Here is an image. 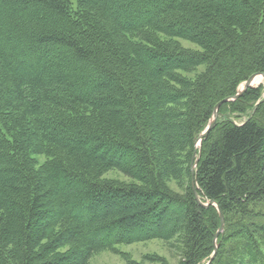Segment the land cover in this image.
I'll use <instances>...</instances> for the list:
<instances>
[{
    "label": "trees",
    "instance_id": "16d2710c",
    "mask_svg": "<svg viewBox=\"0 0 264 264\" xmlns=\"http://www.w3.org/2000/svg\"><path fill=\"white\" fill-rule=\"evenodd\" d=\"M262 73L264 0H0V264H207L194 155L211 264H264V85L197 147Z\"/></svg>",
    "mask_w": 264,
    "mask_h": 264
},
{
    "label": "rangeland",
    "instance_id": "374dc122",
    "mask_svg": "<svg viewBox=\"0 0 264 264\" xmlns=\"http://www.w3.org/2000/svg\"><path fill=\"white\" fill-rule=\"evenodd\" d=\"M185 45L189 46L187 43ZM261 84L264 85V79ZM236 121L240 122L241 119ZM112 176L119 178L115 174L109 175ZM177 261L179 256L173 248L162 241L154 240L147 243L120 245L116 248V252H101L92 258L91 264H176Z\"/></svg>",
    "mask_w": 264,
    "mask_h": 264
},
{
    "label": "water",
    "instance_id": "95a60500",
    "mask_svg": "<svg viewBox=\"0 0 264 264\" xmlns=\"http://www.w3.org/2000/svg\"><path fill=\"white\" fill-rule=\"evenodd\" d=\"M258 78L264 79V73L253 75L245 83H243L241 85V87L238 90V93L234 97L227 98V99H225L222 102H220V103L217 104V106L215 108V111H214L213 118L210 121V123L207 126V128L205 129V131L199 137V139L197 141V145L201 146L203 139L206 138L209 135V133L211 132V130L215 127V125L217 123V120L219 118V109H220L221 105L224 104V103L230 102V101H235L238 98H240L248 89L259 86V85H255L256 80ZM199 159H200V156L196 157V155H194L193 161H192V164H191L192 183H193L194 192L196 194V197H197L198 202L202 206H204V207L215 206L217 208V210L219 212V216H220V228H219L217 234L215 235V239H214V253H213L210 261L207 263V264H211L213 262L215 256H216V254H217V250H218L217 240H218L219 235L224 230L225 219H224V214L222 213L221 209L219 208V206L217 205V203L215 201L210 200V201H208V203L203 204L202 201L199 199L198 193L196 191V184H195V169H196V166L199 163Z\"/></svg>",
    "mask_w": 264,
    "mask_h": 264
},
{
    "label": "bare ground",
    "instance_id": "6f19581e",
    "mask_svg": "<svg viewBox=\"0 0 264 264\" xmlns=\"http://www.w3.org/2000/svg\"><path fill=\"white\" fill-rule=\"evenodd\" d=\"M261 82H262V79L260 78L259 80H258V82L257 83H255V85H260L261 84ZM197 156V155H196ZM261 210V209H260Z\"/></svg>",
    "mask_w": 264,
    "mask_h": 264
}]
</instances>
